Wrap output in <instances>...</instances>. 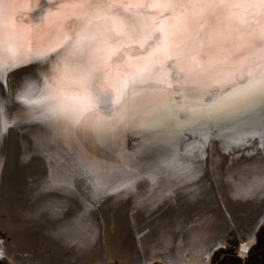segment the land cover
Segmentation results:
<instances>
[{
	"label": "bare ground",
	"instance_id": "6f19581e",
	"mask_svg": "<svg viewBox=\"0 0 264 264\" xmlns=\"http://www.w3.org/2000/svg\"><path fill=\"white\" fill-rule=\"evenodd\" d=\"M144 40L147 43L141 46ZM76 42L82 55L67 59L68 49ZM117 47L119 51L109 56V50ZM149 54L150 59H145ZM0 65L11 74L14 90L10 108L2 103L3 120L17 123L10 139L14 159L24 166L40 163L42 170L29 183L21 165L23 178L12 182L15 189L24 188L27 198L44 202L38 198L40 193L36 189L51 185L55 171L61 181L67 182L58 184L60 188L74 187L77 191V186L85 184L96 193L98 181L115 188L138 175L173 168L167 167L171 155L167 142L162 141L141 155L130 156L129 167H124L117 149L111 145L98 146L87 136L78 137L76 126L61 113L80 107L101 88L120 90L125 80L133 83L134 74H139L134 81L138 87L171 85L183 90L203 89L221 74L238 68H243L245 74L258 70L264 66V0H0ZM21 97L35 103H24ZM50 109L54 112H49ZM44 114L49 118L39 119ZM258 120L259 116L238 120L235 127L239 131H251L259 126ZM139 139L135 133L123 134L119 150L135 153ZM195 139L188 135L179 143L182 146ZM257 144L259 141H254V146ZM254 146L232 154L238 169L230 171V177L224 172V162L218 168L215 159L208 161L207 176L200 160L195 158L192 166L177 165L174 176H180L179 181L169 180L171 176H168L163 180L166 184H161L156 193L140 194L139 198L129 200L134 202L128 207L132 223L142 229L152 225L155 218L160 219L177 206L189 203H193L188 205L192 207L188 213L194 226L210 222L207 214L210 208L212 219L219 217L217 202L213 205V200L208 199L211 192L207 179L212 162V168L217 170L215 175H219L217 182L223 184V208H228L234 198L250 199L256 187L264 186L260 179L264 175V149L257 154ZM49 160L56 165L55 170ZM80 162L91 165L92 172L80 167ZM131 196H136V192ZM262 200L254 203V216L258 215ZM17 201L20 206L22 201ZM218 221L217 225L222 222ZM259 221L257 216L251 226L247 228L246 223L242 226L245 231L242 248L254 236ZM231 222L220 227L214 225L218 228L215 236L199 253L192 251L186 256L181 252L178 260L182 263L175 261L172 252L159 257L167 264H207L218 239L241 230ZM143 223L148 225L142 226ZM80 229L87 231L86 227ZM109 233L117 246V230L114 234L106 230L105 235ZM2 247L3 244L0 252ZM8 253L12 251L6 249ZM151 262L143 258L137 262L133 259L131 264Z\"/></svg>",
	"mask_w": 264,
	"mask_h": 264
},
{
	"label": "snow or ice",
	"instance_id": "6c2138e0",
	"mask_svg": "<svg viewBox=\"0 0 264 264\" xmlns=\"http://www.w3.org/2000/svg\"><path fill=\"white\" fill-rule=\"evenodd\" d=\"M147 40L141 42V46ZM119 48H111L109 56L114 55ZM82 54L79 51V42L74 43L67 53V59H76ZM151 54L145 57L150 59ZM24 75H30L24 74ZM139 74H134L129 84L125 80L118 91L98 90L89 97L80 107L70 113L62 115L76 126L77 136H87L98 146L111 145L117 149V157L124 167H129L128 158L141 155L166 141L171 155L167 167H189L193 165V158L206 160L207 148L214 140H220V150L230 152L243 149L253 141L264 145V66L258 70L245 74L243 68L221 74L211 84L203 89L171 88V85L138 87L135 80ZM6 69L0 65V89L6 81ZM171 88V90H170ZM24 103H35L26 97H21ZM49 112H54L50 109ZM259 116L258 127L251 131H239L235 125L238 120ZM44 114L39 119L47 120ZM30 119H37L30 117ZM15 123L3 120V107L0 102V142L5 138L9 128ZM135 133L140 137L135 153H128L120 149L123 134ZM188 135L196 137L191 143L182 146L179 141ZM39 149V145L37 144ZM55 170L56 165L49 160ZM80 167L92 172V166L80 162ZM3 159L0 157V169ZM157 175V173H145ZM264 182V175L260 177ZM61 181L55 171L52 173L51 185ZM97 192L89 202V207H96L107 186L97 182ZM129 186L123 182L120 187ZM118 191L119 188H111Z\"/></svg>",
	"mask_w": 264,
	"mask_h": 264
},
{
	"label": "water",
	"instance_id": "95a60500",
	"mask_svg": "<svg viewBox=\"0 0 264 264\" xmlns=\"http://www.w3.org/2000/svg\"><path fill=\"white\" fill-rule=\"evenodd\" d=\"M10 76L11 74L7 72L4 87L0 90V102L6 103L7 108H10L9 103L13 100L12 94L14 91ZM5 122L13 123L14 121L8 119ZM14 123L15 126L9 128L5 138L0 142V157L3 159V167L0 169V198L7 204L10 214L8 215L10 226L7 231L0 233V238L6 242L18 234L32 236L37 241L42 259L35 262L30 260L23 261L18 259L15 254L8 253L6 255L11 260V264H20V262L21 264H131L128 262L129 258L115 259L109 257L103 259L101 257L113 247H116V243H114L116 239L111 238L110 233L106 236V230L112 234L117 230L116 238L119 240L127 223L126 215L127 213L131 214L128 207L134 203L129 200L135 197L139 198L140 194L156 193L155 190L161 189L162 185L166 184L165 182L167 181L163 180L168 179L166 178L168 176L169 178L171 176L169 180L177 178L176 180L179 181L181 177L174 176L177 167L171 168L172 170L159 172L157 175H138L130 179V187H115L119 188L118 191H110L111 187H106L103 191L107 194L97 203L96 207H89V202L95 203L92 199L95 193H92L91 189H87L88 186L85 184L76 185L77 191L74 187L64 189L57 185L46 184L42 186L41 190L36 189L40 193L38 198H43L44 202H40L38 199L34 201L26 197L24 188L20 189L17 187L16 190L12 183L15 180H22L23 176H20L21 165H23L26 174H28L25 177L26 182H34L42 172L41 167H39L40 163L31 162L30 164L27 163L28 165L26 166L23 163H16L10 147V139L16 132L17 123ZM216 141L220 146L221 143L219 142L221 141L214 140L211 143V147H214L220 154L221 160L225 165L224 172H227L228 177H230L231 173L229 172L238 169L234 166L235 160L232 158V154L241 151V149L224 152L216 145ZM251 146H254V141L249 143L246 148ZM254 147L257 154L260 153L261 149H264L262 144ZM209 150L210 147L208 146L206 160L199 161L200 167L203 168L206 176L208 173ZM260 188L262 189V186ZM134 192H136V196H131V193L133 194ZM17 200L22 201L20 206ZM244 206V202L241 203L234 198L228 207V211L232 213L235 210L240 213L245 207L251 205L247 202V205ZM102 216L107 228L103 232L100 231V217ZM257 216L258 218L260 217V221L257 223L254 232L264 219V203L259 209ZM231 220L241 230L231 235L225 234L221 236L214 246L215 248L224 246L228 238H230L231 242L243 239L245 231L240 222L241 220L234 218H231ZM85 227L87 231L80 229Z\"/></svg>",
	"mask_w": 264,
	"mask_h": 264
},
{
	"label": "rangeland",
	"instance_id": "374dc122",
	"mask_svg": "<svg viewBox=\"0 0 264 264\" xmlns=\"http://www.w3.org/2000/svg\"><path fill=\"white\" fill-rule=\"evenodd\" d=\"M209 159L210 160L215 159V164L217 163L216 166L218 168L222 164L220 163L222 162L220 154L215 150L214 147H210L208 161ZM212 165L210 171L211 173L208 177V180H210L208 191L210 190L211 192L210 194L208 193L209 194L208 199L209 201L213 200L211 201L212 204L214 203V201L217 202V205L219 206L218 207L219 209L218 214H220L219 217L216 215L217 217L212 219L214 217L212 216L213 210L210 208L207 211V214L209 215L208 222L210 221L209 222L210 224L208 223L206 224L207 226L206 225L204 226V224L202 223L203 226L200 224L194 226L195 224L193 223V219L192 221L191 219H189V217H191L192 215L190 216V214L188 213V211H190L189 207H191L188 205H193V203H189L185 205L181 204L179 206L175 205L174 207L176 208L177 206V209L174 210L173 207L172 209L174 211L172 212L169 211V213L167 212L168 214L163 217H160V219H158L159 217L155 218L158 220L154 219V223H152V225L143 227L141 229L139 228V225L137 227L136 223L134 224L132 223L130 218L131 214L127 213L125 218L127 219V223L123 229L122 234L119 237L117 246L113 247L111 250H109L105 255L101 257L103 259H107L109 257L115 259L129 258L128 262L130 263L133 262V259L134 261L137 262L145 258V259H149V261H152L149 264H167V261L166 260L163 261L159 256L161 254H165V253L168 254L172 252L171 254L172 257L173 258L176 257L177 259V260L175 259V261L181 262L182 260L180 261L178 260V257L181 255V252L183 255L186 256H189L190 254L195 252L199 253V251L202 250V247H204L205 243L215 236L217 232L216 230H218L217 227H220L219 225L223 223L224 224H228L227 222L230 223L232 221L231 220L232 217L236 220L241 218L242 222L241 221L240 222L241 224L243 223L242 226L244 227L246 223L245 226L248 228L251 222H253V220L257 218V215L256 216L253 215L254 214L253 209L256 206L255 204H257V200L258 199L261 200V198L264 196V186H262V189L260 188V186H258V188L256 187L253 190L254 193H251L252 195L251 194L249 195L248 198L250 199L245 200L244 197L238 198V200L241 203L244 202L245 206L247 205V202H249V204L251 205V209L250 206L248 207L244 206L245 209L242 210L240 213L234 210L233 213H229L230 214L229 215L228 212L226 211L229 209L225 208V206L223 208L224 203L222 197L224 196L223 195L224 193H222V190L224 189L222 187L223 184H221L222 181L217 182L218 181L217 178H219V175H215V173H217V170L214 171ZM208 167H209V162L207 165V172H208ZM212 196H214L215 199ZM184 210L186 211V213H184ZM8 211L9 210L7 204L0 198V233L7 231L10 226V220H8V215L10 214ZM210 211H212L211 214ZM191 213L193 214L194 211ZM255 213L257 214L256 211ZM187 214L189 216H186ZM239 214L240 217L238 216ZM100 219H101L100 231L103 232L107 228L103 216L100 217ZM213 220H215V222L218 220L222 222H220V224L217 225L216 224L217 222L215 223ZM146 225L148 224L147 223L142 224V226H146ZM214 225L215 226L217 225V227H215ZM15 237H17V240ZM15 237L7 240L6 242H4L1 239V244H3V247L0 252V262L2 264H11V260L6 255V249H9V251L12 250V253L15 254L18 259H21L23 261H28V260L32 262L41 261L42 254L41 251L38 249L39 247L37 245L36 239L26 234H20V235L18 234ZM29 239L31 240V242ZM243 242L245 241L237 240L231 242L230 238H228L227 243L224 246H219L211 252L207 264H264V219L262 220L257 230L254 232V236L249 239V243H247L246 248H242ZM255 244H256V249L253 250L254 248L253 246ZM249 254L251 255L249 256ZM136 258L139 260H135Z\"/></svg>",
	"mask_w": 264,
	"mask_h": 264
},
{
	"label": "trees",
	"instance_id": "16d2710c",
	"mask_svg": "<svg viewBox=\"0 0 264 264\" xmlns=\"http://www.w3.org/2000/svg\"><path fill=\"white\" fill-rule=\"evenodd\" d=\"M253 247H254L253 250L256 249V244H255ZM251 254H252V253H251ZM251 254H249V256H250ZM0 264H2V263L0 262Z\"/></svg>",
	"mask_w": 264,
	"mask_h": 264
},
{
	"label": "built area",
	"instance_id": "2783aa9c",
	"mask_svg": "<svg viewBox=\"0 0 264 264\" xmlns=\"http://www.w3.org/2000/svg\"><path fill=\"white\" fill-rule=\"evenodd\" d=\"M0 246H1V238H0Z\"/></svg>",
	"mask_w": 264,
	"mask_h": 264
}]
</instances>
